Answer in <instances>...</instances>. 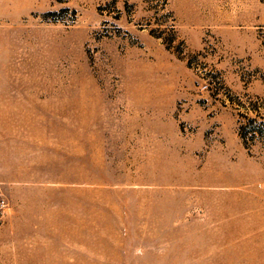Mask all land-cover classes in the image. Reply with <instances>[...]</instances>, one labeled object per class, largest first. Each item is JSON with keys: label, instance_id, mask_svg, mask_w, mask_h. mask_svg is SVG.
<instances>
[{"label": "rangeland", "instance_id": "1", "mask_svg": "<svg viewBox=\"0 0 264 264\" xmlns=\"http://www.w3.org/2000/svg\"><path fill=\"white\" fill-rule=\"evenodd\" d=\"M264 0H0V264H264Z\"/></svg>", "mask_w": 264, "mask_h": 264}, {"label": "trees", "instance_id": "2", "mask_svg": "<svg viewBox=\"0 0 264 264\" xmlns=\"http://www.w3.org/2000/svg\"><path fill=\"white\" fill-rule=\"evenodd\" d=\"M253 123L254 119H250L249 124L241 127L240 135L243 138L245 144H247V140H251L253 142L258 139L257 137L264 138V123L258 125Z\"/></svg>", "mask_w": 264, "mask_h": 264}, {"label": "built area", "instance_id": "3", "mask_svg": "<svg viewBox=\"0 0 264 264\" xmlns=\"http://www.w3.org/2000/svg\"><path fill=\"white\" fill-rule=\"evenodd\" d=\"M8 206L7 199L0 193V208H6Z\"/></svg>", "mask_w": 264, "mask_h": 264}]
</instances>
